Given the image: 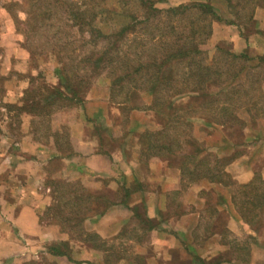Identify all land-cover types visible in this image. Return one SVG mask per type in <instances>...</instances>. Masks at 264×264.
Returning <instances> with one entry per match:
<instances>
[{"label": "trees", "instance_id": "trees-1", "mask_svg": "<svg viewBox=\"0 0 264 264\" xmlns=\"http://www.w3.org/2000/svg\"><path fill=\"white\" fill-rule=\"evenodd\" d=\"M32 1L34 5L40 0ZM225 1L233 10L232 21L240 26L241 33L240 19L247 17L259 1ZM54 2L56 5H66L65 11L70 15V23L78 28L83 38L85 31L89 34L90 40L87 39L86 42L92 43L93 48L85 53L86 56L78 64H73L71 73L70 65L58 60L56 68L58 83L54 86L41 83L35 90L27 93L24 109L42 114L50 112L60 103L64 102V105L70 106L81 101L83 97L80 95L89 87V79L83 81L79 75L80 63L86 62L90 72L102 70V73L109 78L107 86L109 99L112 104L120 108L115 120L120 119L126 126L129 112L140 110L149 114L158 125V128L154 129L140 130L137 124L129 130H127L128 126L123 129L124 135L133 134L137 137L138 157L144 165H147L153 157L165 161L169 167L179 170L181 186L203 181L225 188L229 185L233 186L234 182L225 172V167L242 155L237 149L244 146L245 139L248 138L245 132L249 124L247 121L253 123L248 130H253L255 134L264 131V89L262 88L264 71H261L264 69V57L251 56L246 49L235 53L228 46L229 44L220 43L221 45L216 47L218 52H221L216 55L218 59L214 64H206L205 58L202 57L206 54L203 45L210 34V21L219 19L215 8L206 1H189L160 9L155 6L153 0H134L135 9L140 15L135 16L131 12L121 11L119 15L125 20L122 21L120 16L118 22L121 25L119 24L120 26L108 35L110 39L108 46L103 45L102 49L97 48V41L104 40L107 35H102L100 16L106 10L108 0L96 2L54 0ZM191 15L194 17L192 18ZM179 16H185L187 19L185 24L177 28L173 25L172 17ZM136 26L144 28L141 29L145 35L144 40L150 43L154 51L133 58L132 53L124 48L121 41L128 40V32ZM97 36L104 39L97 40ZM95 49L101 50L95 51ZM137 57L140 61L136 59ZM145 97L150 98L148 104L144 103ZM41 100L47 102L42 103ZM196 119L201 120L205 125L204 128L218 126L224 132L220 144H212L214 150L211 149V144H205L204 139L199 140L198 136L192 134ZM103 141L114 142L110 138H104L101 142ZM231 151L234 152L228 155L227 153ZM108 180L103 179V184L107 185ZM136 182L135 180V187L138 186ZM55 187L57 188L53 196L54 200L47 208L46 215L62 232L69 235V240L74 239L83 243H90L88 240H95L94 237H97L95 232L85 227V219L93 215L101 216L109 207L117 203L127 206L128 196L133 189L118 187L121 195L115 200V197L111 199L104 190H91L78 181L68 184L55 182ZM228 190L237 216L247 224L258 223L264 226V219L260 217L264 211V178L261 174L256 172L249 183L236 185ZM211 192L212 188L199 192L207 196L205 209H209L207 211L210 213L209 217L203 218V221L208 220L204 229L212 228L211 233L217 232L225 238L229 233L226 224L223 222L220 226L218 219L212 218L216 213L215 206L222 204L224 199L218 192L215 202H211ZM116 193L118 194V191ZM132 211L140 220L141 230L153 229L155 225L153 219L142 215L139 207L132 208ZM69 240L53 243L48 248L49 253L54 256H65L71 260ZM90 245L97 250L102 249L101 246L91 243ZM231 248L238 255L233 260L228 258V261L247 264L249 248L236 244L231 245ZM135 259L138 261L142 258L136 255ZM71 261L77 264L81 262ZM102 261L108 264L110 260L104 255ZM212 262L215 261H210L209 264Z\"/></svg>", "mask_w": 264, "mask_h": 264}, {"label": "crops", "instance_id": "crops-1", "mask_svg": "<svg viewBox=\"0 0 264 264\" xmlns=\"http://www.w3.org/2000/svg\"><path fill=\"white\" fill-rule=\"evenodd\" d=\"M8 28L6 21H0V264H39L44 257L56 264H77L71 260L81 261L79 264H102L97 255L102 251L93 253L87 245H75L69 240V235L49 219L46 210L54 200L55 182L68 184L78 181L90 187L99 182V178L106 179L104 177L119 187L133 188L127 206L124 205L123 212H119V204H114L101 216L87 217L84 225L103 238L115 237L123 230L140 229V220L132 211V208L139 207L142 215L155 221L150 231L153 235L152 254L146 259V264H173L169 261L173 249L184 259L197 258L208 263L228 251L229 241L221 240L217 232L196 236L201 210H204L198 193L211 188L213 192L216 188L217 192L222 189L220 193L224 200L217 209L226 214V228L238 237L237 243H244L250 249L252 256L248 264H264V226L242 221L232 206L228 190L249 183L258 168L254 162L260 158L263 164L257 172L264 178L263 130L254 134L252 142L255 143L247 145L251 154L243 153L225 167L233 186L215 187L205 181L195 184L189 190L193 198L185 197L173 211L165 214L166 194L181 191L179 170L155 157L144 165L138 157L135 135H124L123 131L120 135H111L114 127L111 117L119 114L120 108L110 101L108 89L105 92L107 97L91 96L86 91L80 95L84 100L70 106L60 103L47 113L24 109L27 93L36 89L33 85L35 80L40 79L41 83L50 86L58 83L57 64L52 72L49 68L36 74L30 72L28 61L34 60L18 47L17 37L13 43L9 42V37L16 33H9ZM223 31L217 41L223 39L221 43L229 44L235 53L247 50L246 40L238 32L235 34L231 30L228 35L225 34L226 29ZM136 111L129 112L127 130L136 124L138 129L145 125L141 119L147 116L144 114L138 121ZM71 112L73 118L69 114ZM106 132L111 140L119 142L116 145L101 142ZM94 186L97 185L93 184L96 188ZM189 205L194 209L186 212ZM212 218L215 219L214 216ZM130 236L127 235L129 242L133 240ZM66 240L70 242L71 251L74 249L77 253L71 256V260L49 253L50 245ZM218 262L230 264L226 256ZM116 264L137 263L122 259Z\"/></svg>", "mask_w": 264, "mask_h": 264}, {"label": "rangeland", "instance_id": "rangeland-1", "mask_svg": "<svg viewBox=\"0 0 264 264\" xmlns=\"http://www.w3.org/2000/svg\"><path fill=\"white\" fill-rule=\"evenodd\" d=\"M96 1L98 0H94V2ZM108 1L109 3H106L105 6L106 10H104L100 16L101 17L100 25H101V29H103L102 35L103 36L107 35V37L104 39L100 36H97V40L104 39L97 41L98 43L97 48H101L103 45L108 46V42L110 40L108 39V35H110L112 31L116 30V28H118L121 25L118 22L119 21L118 19L121 16L119 15V13L121 11L125 10L126 12H131L135 16L140 15L135 9L134 0H108ZM153 1L155 6L160 9H166L167 7L177 6L179 4H184L189 1H194V2L206 1L211 3V5L215 8L219 16V19H212L210 21V26H211L210 34L207 38L205 45H203V49L206 51V54H204V56L202 57L205 58L204 62L206 64H214V62L218 59L216 55H218V53L221 52H218V49H216V47L221 45L220 43L221 40L223 39H220L219 41L217 40L221 35H223L224 29H226L225 34L228 35L231 34V30L235 34H237L238 32L239 36H241L242 34L243 36L241 37H243L246 40L247 50L250 52L251 56L259 55L264 57V0H258L259 3L253 6V10L251 9L250 14L247 17L240 19V21L242 22L241 33H240L241 31L240 26L232 21L233 20L232 16H234L233 15L234 12L232 9L228 7L225 0H153ZM33 2L34 1L32 0H0V7L2 8L0 10L2 11V15H0V21L7 22L9 26L8 28L9 33H14V31L16 33L15 36L9 37V42L13 43L15 38L17 37L18 47L22 49L25 55L29 56L34 60L33 62L28 61L29 65L27 66V68L33 74H36L37 72L40 73V70H47L48 68L52 72L53 66H56V64L58 66V60L65 61L68 65H70L69 72L71 73L72 68L74 66L73 64L75 65L78 64L79 61L82 60L84 56H86L85 53L93 48L92 43L86 42V40L89 39V34L85 31L84 38L86 39L84 40V38L80 35L78 28L70 23L71 22L70 15H67L68 12L65 11L66 9L65 4L56 5L54 0H46V1L40 0L34 3V5H32ZM123 4L125 5V7H123ZM191 16L192 18L194 17L193 15ZM186 19L185 16L172 17V21L174 22L173 25L179 28L182 24L186 23ZM123 20L125 19L122 18V21ZM235 20L238 21L237 18H235ZM141 29L144 30V28H140L139 26L134 27L132 31L128 32V36H127L128 40L124 39L121 41L124 48H127L129 52L132 53L133 58H135L138 55H141L142 53L146 54L154 51L153 47L149 45L150 43L144 40L145 35H143V31ZM191 44L192 43L190 42L189 45ZM228 46L230 47V45ZM101 49H95V51H100ZM136 59H139L140 61V58L137 57ZM236 62H239V60H236ZM189 63L190 62L188 61L187 64ZM80 64L81 66L79 69V75H81V79L83 81L89 79L88 81L89 87L87 89L88 94L91 96L104 95L105 97H107V93L105 92H107L109 78H107L106 75L102 73V70L98 72L97 70H95L94 72H90L89 69H87L88 63L86 62L85 63L81 62ZM261 71H264V69H261ZM41 81L42 80L40 79L35 80L33 85L35 87H38L41 84ZM262 88L264 89V83L262 85ZM149 102H150V98L145 97L144 103L148 104ZM136 112H137L136 118H138L137 119L138 121L142 116H144V114L147 117H149V118L146 117L141 119L142 121L145 122V125H140V127L142 126L140 130L144 128H150V129L158 128V125L152 120V117L149 114H146V112L140 110H137ZM69 114L73 118V113L71 112ZM117 115L119 114L116 113L114 116L111 117L112 124L114 125L111 135L114 136L120 135L123 129L126 128V126L123 125V122L120 121V119L115 120V117ZM247 122L249 124L247 125L245 132H247L246 135L248 136V138L245 139V145L237 149L238 152L241 151L242 154L247 152L251 154L252 151L247 149V147L250 146L247 145H251L255 143L252 142V138L254 137L255 134L254 131L250 129L248 130V128L252 127L253 123L252 122L250 123L249 121ZM203 126L205 125L201 123V120L196 119L194 122V129L192 130V134L198 136L199 140L201 138L204 139V141H206L205 144H211L210 146H212V144L215 145L220 144L221 141L220 139L224 136V132L221 131L220 127L206 126L204 128ZM181 129L182 127L180 128V130ZM105 138L109 139L107 132L105 134ZM118 142L119 141H114L113 143L110 142L107 143H110L111 145H116ZM211 149L214 150L215 147L212 146ZM234 151H231V153H227V154L230 155ZM249 163H253V161ZM254 163L256 167H258L256 168V170L258 171L263 164V159L260 158L259 160H256ZM257 171L254 172L253 176ZM104 178L108 179L107 177ZM102 180L103 179L99 178L98 179L99 182L93 183L97 185L94 186L96 188H93V184L87 188L91 190H104V192H106V194L109 197H111V199L112 197H115L114 199L118 200V198L121 195V192H119V188H118L119 186L117 185V183L109 179L107 181V185H105L103 184L104 181ZM199 183L201 182L191 183L187 186H181V191L170 192L166 194V197L164 199V203H165L163 209L164 213L166 214L170 212V210L173 211L174 208L178 205V203L181 202V200L184 199L185 197L191 200L193 198V193H189L190 192L189 190L193 185ZM215 187H220V186H215ZM248 190L249 189H247V191ZM116 191H118V194L116 193ZM214 191L215 192L212 191L210 194V198L212 199L211 202L213 203L217 198V193L219 192L220 194V192H222V189L218 190L217 192V188H216ZM198 197H199V201L203 202L202 206L204 205L203 207L204 210L203 211L201 210V221H199V226L197 227V231H196L197 238L201 234L207 235L211 233L210 231L212 230V228H210V230L204 229L205 222H208V220L203 221V218L205 219L210 216V213L207 211L209 209L207 208L205 209L206 206L205 198H207V196H205V193L203 194L198 193ZM216 206H215L216 213L214 217L218 219V223L220 224V226H222L221 223L224 222L226 224L227 216L226 214H224L223 210L221 211L218 210ZM117 207L119 209V212H123L124 209L123 204L122 205L119 204ZM193 209L194 207L192 205H189L186 212L193 211ZM141 211L142 210L140 209V212ZM65 214L67 215V213ZM260 217L262 218V220L264 219V211H262ZM220 226H218V229ZM129 230L130 229H128L127 232L123 230V232L119 233L117 236L107 237V238H103L96 233L97 237H94L96 239L88 240V241L91 244H95L102 247V249H98V250L93 248L92 245H90V243H83L81 241L74 239L73 240L71 239V241L75 245H80V246L87 245L89 249H92L94 251L93 253H95V251H99V252L102 251L97 254L100 257L101 259L100 261L102 262V264H104V262L102 261L104 255H106V258L108 260H110L108 264H116L122 259H131L134 260L137 264H146L145 263L146 259L152 254L151 244L153 242V235L150 232L152 229L151 230L133 229L130 231ZM230 233L226 234L225 238L221 236V240L229 241L228 244H230L228 251L225 254H223L222 257L226 256L230 260H233V258L235 256L237 257L238 254L234 252V249L231 248V245L236 244V246L238 245L240 246L244 245L245 247L247 246L244 243L243 244L237 243L238 237L235 236L234 233L233 234ZM127 235H131L133 237V240L129 242ZM192 236L195 237L194 234H192ZM72 252L73 254L71 253V256L74 254L77 255L74 249ZM136 255L140 256V258L142 259H139L137 261L135 259ZM251 256L252 253L250 251L248 254L249 260L247 264L251 261ZM222 257L217 256L216 259H213L212 261H217ZM94 260L95 258H93L92 261ZM169 261L173 262V264H209L208 261L207 262L198 261L197 258L196 260L195 258L184 259V257H182L177 253L176 249H173L170 252ZM218 263L220 262L217 261L216 263H212V264H218ZM229 263L237 264L240 262L230 261ZM39 264H56V262L53 261L52 259L48 260L46 257H44V260L42 262H39Z\"/></svg>", "mask_w": 264, "mask_h": 264}]
</instances>
